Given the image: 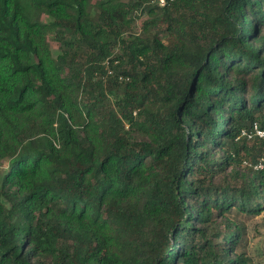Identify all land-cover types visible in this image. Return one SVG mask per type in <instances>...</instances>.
Masks as SVG:
<instances>
[{
    "label": "trees",
    "instance_id": "obj_1",
    "mask_svg": "<svg viewBox=\"0 0 264 264\" xmlns=\"http://www.w3.org/2000/svg\"><path fill=\"white\" fill-rule=\"evenodd\" d=\"M255 122L264 0H0V264H246Z\"/></svg>",
    "mask_w": 264,
    "mask_h": 264
},
{
    "label": "rangeland",
    "instance_id": "obj_2",
    "mask_svg": "<svg viewBox=\"0 0 264 264\" xmlns=\"http://www.w3.org/2000/svg\"><path fill=\"white\" fill-rule=\"evenodd\" d=\"M149 18L148 12H141L136 14L134 23L132 24L133 32L139 35L142 31L144 22ZM164 28V26H163ZM51 45L54 54L57 53L56 44L51 40ZM259 143L248 144L250 147H259ZM4 167L0 166V171ZM2 173L0 172V176ZM246 226V238H247V249H246V264H264V215L257 217H245L240 216L237 218Z\"/></svg>",
    "mask_w": 264,
    "mask_h": 264
},
{
    "label": "built area",
    "instance_id": "obj_3",
    "mask_svg": "<svg viewBox=\"0 0 264 264\" xmlns=\"http://www.w3.org/2000/svg\"><path fill=\"white\" fill-rule=\"evenodd\" d=\"M174 0H150V5L157 8H165L169 6ZM120 80H124L123 77ZM236 141L247 144L261 143L264 141V129L258 123H253L251 127L242 129L236 137ZM242 165L254 171H264V155L256 159L244 157Z\"/></svg>",
    "mask_w": 264,
    "mask_h": 264
}]
</instances>
